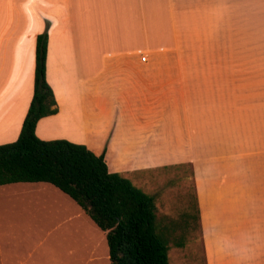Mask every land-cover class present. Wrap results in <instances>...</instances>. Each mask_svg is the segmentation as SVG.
<instances>
[{
	"label": "crops",
	"instance_id": "obj_1",
	"mask_svg": "<svg viewBox=\"0 0 264 264\" xmlns=\"http://www.w3.org/2000/svg\"><path fill=\"white\" fill-rule=\"evenodd\" d=\"M47 23L46 79L58 111L38 120L36 135L85 144L109 171L129 177L189 164L203 242L218 261L238 264L228 243L257 218L264 228V114L248 105L257 92L242 73L263 69L251 60L264 54V0H0V144L19 134L36 37ZM109 78L128 82L143 102L134 115L147 130L122 133L118 86L99 87ZM57 123L65 131L53 134ZM179 131L182 153L173 147L172 158L161 136L170 142ZM16 183L45 182L3 185ZM40 190L23 185L0 195Z\"/></svg>",
	"mask_w": 264,
	"mask_h": 264
},
{
	"label": "rangeland",
	"instance_id": "obj_2",
	"mask_svg": "<svg viewBox=\"0 0 264 264\" xmlns=\"http://www.w3.org/2000/svg\"><path fill=\"white\" fill-rule=\"evenodd\" d=\"M251 61L259 67L262 66L263 69L242 72L247 74V76L243 75V78H247L249 92L253 94L257 92L254 97L249 96L254 101L248 105L257 104L264 114V54L252 57ZM115 84L118 86L114 94L117 102L115 108L124 118L122 133L147 130L144 124L139 123L135 118L134 113L144 111L143 102L136 97L134 100V92L128 82L125 80L111 82L109 78L108 82L103 81L99 87L107 93ZM255 100L258 102L256 103ZM260 102L263 103L260 105ZM156 105L159 106V104L154 106L151 104L152 113L159 110ZM252 107L256 110L254 105ZM55 125L57 128L53 134L65 131L62 124ZM70 129L77 130L74 126ZM143 135L148 138L147 133ZM152 135L153 142L157 143L158 136ZM166 137L168 140L169 136H161L163 149L166 144L168 153H172V158L176 157L175 150L181 155V147L185 140L182 131L179 136L174 132L170 142H164ZM164 157L165 155H162L158 160ZM120 175L154 197L156 215L161 224L175 225V227L178 225L174 229L172 238L181 236L183 246L175 245L173 239L169 242L170 264L237 263L231 260L218 261L214 247L211 246L207 250L203 242L202 229L195 217L196 196L189 164L145 169L136 172L133 177ZM23 185L25 188L31 185L44 188L45 191L40 190L43 192L20 196L0 195V264H109L105 232L100 230L63 192L47 183L1 185L0 191L14 190ZM261 222L262 218H257L249 224L245 237L236 238L228 243L230 252L238 255V264H264V228ZM234 233L238 235L240 232Z\"/></svg>",
	"mask_w": 264,
	"mask_h": 264
},
{
	"label": "trees",
	"instance_id": "obj_3",
	"mask_svg": "<svg viewBox=\"0 0 264 264\" xmlns=\"http://www.w3.org/2000/svg\"><path fill=\"white\" fill-rule=\"evenodd\" d=\"M47 32L48 23L36 37L33 93L19 134L0 144V185L45 182L66 194L105 232L109 264H170L169 242L183 240L172 238L178 225L158 221L152 195L109 171L103 154L85 144L36 135L38 120L58 111L46 79ZM196 208L199 221L197 198Z\"/></svg>",
	"mask_w": 264,
	"mask_h": 264
}]
</instances>
